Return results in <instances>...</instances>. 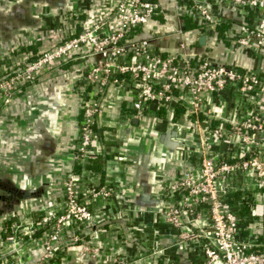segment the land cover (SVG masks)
<instances>
[{
  "label": "built area",
  "instance_id": "1",
  "mask_svg": "<svg viewBox=\"0 0 264 264\" xmlns=\"http://www.w3.org/2000/svg\"><path fill=\"white\" fill-rule=\"evenodd\" d=\"M214 10L223 15L217 16ZM184 16L197 28L185 29ZM221 26L230 27L224 38L218 31ZM194 32L206 38L202 54L190 48L195 44L189 37ZM225 41L229 50L244 48L264 56V0H96L80 29L66 33L54 49L4 57L0 111L28 87L59 77L62 66L71 63L69 69H82L76 87L82 96V118L74 143L72 177L60 198L41 207L44 214L35 225L12 224L9 231L0 228V264L14 257L22 264L29 255L21 250L30 244L43 252L32 264H53L66 248L77 246L97 257L99 248L95 247L101 245L108 227L133 213L119 205L112 208L120 176L102 181L90 170L106 152L95 146L100 139L98 121L120 94L130 103L123 115L126 122L158 118L160 113L169 120L183 105L184 122L169 121L204 134L202 158L193 159L165 186L162 200L161 218L176 230L175 247H185L183 258L189 264H264V243L257 238L263 233L251 228L258 224L261 229V222L256 220L246 229L243 201L230 198L241 192L257 208L256 196L264 191V162L258 156L264 153V78L257 70L213 57L214 49ZM160 42L176 45L177 50H162L156 46ZM226 90L240 95L243 113L237 120L217 117L206 107L209 99ZM231 135L246 144V152L229 160L221 151L230 144ZM115 157L121 163L120 150ZM239 168L255 175L253 190L233 189L231 178ZM88 232L90 244L82 235ZM123 233L116 231L125 238ZM115 242L122 244L117 238ZM121 248H112L104 263L157 264L165 253L153 249L132 259L120 254Z\"/></svg>",
  "mask_w": 264,
  "mask_h": 264
},
{
  "label": "crops",
  "instance_id": "2",
  "mask_svg": "<svg viewBox=\"0 0 264 264\" xmlns=\"http://www.w3.org/2000/svg\"><path fill=\"white\" fill-rule=\"evenodd\" d=\"M96 0H75L70 3L66 0V4L61 6L62 0H0V76L3 73V61L8 54L13 52H45L54 49L59 44L66 33L79 30L81 22L86 20L87 13L94 8ZM16 6L24 9V17L18 13L12 17L10 14ZM65 8V9H64ZM65 12V14H63ZM75 12L78 17H72ZM214 14L222 16L219 11L214 10ZM235 20L240 21V15L233 14ZM23 18V20L21 19ZM150 27H153L150 25ZM150 30V29H149ZM210 34V33H209ZM190 44L193 52L202 54L204 52V44L200 42L203 35L194 32L190 35ZM224 38V37H223ZM197 40V42L195 41ZM225 44L220 48L214 49L212 56L220 59L222 62L234 63L247 70H257L264 78V56L254 54L248 49H233ZM157 47L162 50L176 51V45L167 43H158ZM12 47L14 51L9 52L3 58L2 56L10 51ZM264 54V52H263ZM226 56V57H225ZM82 75L81 71H73L66 66H62L60 82L57 85L49 83L50 79H46L39 84L28 87L15 101V107L12 118L18 124L17 128L4 126L3 120H0V128L5 131L3 139L6 141V147L0 152V163L9 164L15 169L14 180H18V186L21 189L28 190L30 188H40L43 184H51L49 192L54 199L60 198L64 190V181L67 177L68 170H74V143L80 134V121L82 118V101L80 93L74 89L75 84L80 81L78 75ZM239 94L226 90L216 99L208 100L206 107L213 109L217 117L227 120H237L243 113L241 106L238 104ZM130 103L124 97H117L114 107L108 110V114L98 121V131L100 139L95 144L106 150L105 157H101L90 168L100 179L104 181L108 177L123 176V155L121 151L123 128L135 131L138 123L131 124L126 122L124 118L126 108ZM185 111L178 112L176 109L169 120H177L184 122L183 115ZM124 115V116H123ZM168 120L165 113H160L159 117ZM217 123V122H215ZM7 125V124H6ZM215 125V124H213ZM232 139L228 146L221 151L226 159H237L246 152V144L238 137L231 135ZM6 137V138H5ZM71 141V142H70ZM71 147H70V145ZM120 150L121 163H117L115 154ZM148 153V152H147ZM259 155L263 158L264 153ZM257 156V157H258ZM168 153L161 148L154 147L149 153V165L153 166L154 161L159 159L167 169L157 171L159 175L165 176V185L169 184L176 178L185 166L183 164H169ZM63 164L67 169H58L54 172V177L49 179L44 171V165L48 162ZM49 164V163H48ZM120 170V172H118ZM142 174L143 183H147L148 174ZM152 175V173L150 174ZM19 176V178H18ZM61 182V183H60ZM152 184L150 181L148 182ZM233 189H246L251 191L255 188V175L239 168L232 176L231 183ZM256 218L261 222V229L257 225H251L252 229L259 230L264 234V191L257 194ZM52 201V200H51ZM50 202V201H49ZM48 202V203H49ZM116 200H112V208L118 206ZM1 216H8L6 212H2ZM44 211L39 208L37 212H32L21 217L18 212H14L12 216H8L7 222L3 223L0 228H11L12 224L35 225L43 216ZM124 232L125 238L116 234V231ZM91 233H83V238L90 244L92 242ZM116 234V235H115ZM122 244L115 242V237ZM129 242H128V240ZM176 230L161 218V214L135 212L130 217L118 219L111 227H108L107 234L102 235L101 245L97 257L84 254L81 246L66 248L59 254L53 264H105L104 260L112 248L122 247L120 254L128 258L136 259L153 249L164 250L163 258L157 260V264H189L183 257L185 249L177 246ZM95 243V242H94ZM35 244H30L21 250V254L26 253L29 258L22 260V264L37 263L42 257V250H36ZM196 253V248L191 252ZM28 259V260H27ZM7 264H21L17 259L9 258Z\"/></svg>",
  "mask_w": 264,
  "mask_h": 264
},
{
  "label": "water",
  "instance_id": "3",
  "mask_svg": "<svg viewBox=\"0 0 264 264\" xmlns=\"http://www.w3.org/2000/svg\"><path fill=\"white\" fill-rule=\"evenodd\" d=\"M69 1L72 3L75 0ZM65 2L66 0H62L60 5L63 6ZM23 12L22 7L16 6L10 15L14 17L18 13L21 17H24ZM21 19L23 20V18ZM205 41V37L200 40L202 44ZM14 50L12 47L2 58ZM78 76L81 79V75ZM60 80V77H57L50 79L49 83L57 85ZM76 87L77 84H75L74 89ZM14 107L15 102L0 111V120H3L4 126L17 128L18 124L12 118ZM132 121L138 123L139 127L135 131L127 130L126 127L123 128L121 151L124 172L120 181L117 202L125 210L159 215L162 210L166 180L164 179L165 176L159 175L157 171L162 170V173L166 171L167 164L164 165L159 159H156L154 165L150 166L148 162L150 151L154 147L164 149L168 153L169 164L181 163L183 166L188 167L192 164L193 159L202 158L205 151V137L200 131L161 118L134 119ZM2 129L0 128V152L6 147V141L2 137V134L5 136V131H2ZM52 162L50 161L49 164L44 165V171L51 172L48 175L49 179L54 177V172L59 168L67 169L63 164ZM147 170L150 172L147 181H145L147 183H143L141 182L144 181V179L142 180V174ZM15 172V169L9 164L0 163V209H2V212H6L10 216L14 212H18V215L23 217L32 212H37L39 208L53 200L49 192L51 184L46 183L40 188L24 190L18 186V180H14ZM151 173L152 175H150ZM71 177L72 171L68 170L64 186ZM149 181L152 183L151 185L148 183ZM8 216L6 217L4 214L1 216L0 213V227L7 222L10 217Z\"/></svg>",
  "mask_w": 264,
  "mask_h": 264
},
{
  "label": "trees",
  "instance_id": "4",
  "mask_svg": "<svg viewBox=\"0 0 264 264\" xmlns=\"http://www.w3.org/2000/svg\"><path fill=\"white\" fill-rule=\"evenodd\" d=\"M249 21H251L252 19L249 18ZM184 21H185V29H194L197 28V26L191 21V19H189L187 16H184ZM230 27L229 26H221L220 28H218L219 34L220 36L223 38L227 32V30H229ZM70 64H65L64 66H70ZM178 112H183L186 111V108L183 105H179L178 106ZM215 123V121H213ZM231 201L235 202V201H243V206H242V210H241V214L243 217V223H244V227H246V229L249 228L250 224L255 222L256 220H258L254 215H253V211L256 207V204L253 200L249 199L246 200L242 197L241 192H234L230 195ZM257 238L259 239L260 243H264V234L257 236ZM262 250V249H261ZM261 252H264V250H262Z\"/></svg>",
  "mask_w": 264,
  "mask_h": 264
}]
</instances>
